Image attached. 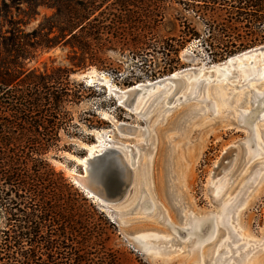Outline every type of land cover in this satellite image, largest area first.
Segmentation results:
<instances>
[{"label":"rangeland","instance_id":"374dc122","mask_svg":"<svg viewBox=\"0 0 264 264\" xmlns=\"http://www.w3.org/2000/svg\"><path fill=\"white\" fill-rule=\"evenodd\" d=\"M193 4L203 2L104 0L89 19L153 26L143 53L135 55L129 42L124 45L110 32L96 58L56 43L31 49L25 60L26 67L39 71L72 68L69 79L83 83L77 89L84 98L69 107L72 126L60 131V150L46 159L81 192L85 199L75 206L104 226L122 264H264V107L252 102L254 92L264 90V79L242 83L238 72L229 78L232 83L216 79V66L248 48L223 57L211 53ZM54 12L24 0H0V30L12 21L29 33ZM86 12L80 9L72 17L82 19ZM187 25L202 35L184 41L178 30ZM260 45L264 42L249 48ZM199 68L214 71L203 85L209 74L199 79ZM182 71L183 81L173 79L166 99L163 90L170 84L157 85L150 95L140 90L120 103L118 91ZM96 144L102 149L91 156L92 172L84 176L86 163L79 161ZM119 156L132 161L129 169ZM106 167L109 178L131 189L123 198L115 199V189L104 185ZM75 180L98 199L87 197Z\"/></svg>","mask_w":264,"mask_h":264},{"label":"trees","instance_id":"16d2710c","mask_svg":"<svg viewBox=\"0 0 264 264\" xmlns=\"http://www.w3.org/2000/svg\"><path fill=\"white\" fill-rule=\"evenodd\" d=\"M190 1L203 2L191 8L203 23V42L215 56L264 42V0ZM24 2L55 12L29 33L12 21L0 30V264H122L119 252L108 245L104 226L75 206L77 199H85L81 192L46 159L60 150V131L72 126L69 107L84 98L77 89L83 83L69 79L72 68L39 71L26 67L25 60L31 49L56 43L96 58L110 32L124 45L129 42L136 55L149 47L153 26L89 19L104 0ZM80 9L87 16L73 18ZM178 33L184 41L202 35L190 25Z\"/></svg>","mask_w":264,"mask_h":264},{"label":"bare ground","instance_id":"6f19581e","mask_svg":"<svg viewBox=\"0 0 264 264\" xmlns=\"http://www.w3.org/2000/svg\"><path fill=\"white\" fill-rule=\"evenodd\" d=\"M254 48L255 49H251L250 51L244 52L241 55H237L235 57H229V58L225 59L221 64L216 66V69H215L216 70L215 71L216 79L219 78L218 80L228 81L229 78H231V76L234 73H237V72L239 73V78L242 81V83L244 81H246L247 79H249V78H252V80H255V81H259V80L264 79V48H261L259 46L254 47ZM256 64H258V65H256ZM197 71L201 72V75H200L199 79H201V76H205L206 73L209 74L207 77H204V79H202V85H203V82L209 80V78L214 73V71H212V70L203 71L200 68L197 69ZM183 74H184V71L178 72V73H174V74H171V76L162 78V79L154 81L152 83L146 82L144 84L136 85V86H134L132 88L136 87L138 89L137 93L140 90L141 91L148 90V91H150L149 92V95H150L151 93L154 94V93H156L159 90L158 88H155L157 85L170 84L167 87L164 86L165 89L163 90V96L162 97L164 99H166L168 97L169 93H171V90L173 88V83H172L173 79H176V78H179V77L182 79V75ZM183 77H185V76H183ZM234 80L235 79H232V81H234ZM182 81H183V79H182ZM228 82L232 83L231 81H228ZM242 85L246 86V84H242ZM132 88H129V89L124 90V91H118V95H119V97H121L120 98V103L124 102V100L126 98V93ZM162 97H160V98H162ZM252 102L253 103L257 102L260 107H264V90L261 91V92H257V91L254 92L253 98H252ZM136 115L142 116L143 114L141 115V113L137 112ZM100 147L101 146L97 145V144L96 145H92L90 147V151L88 150L89 151L88 156H84L83 158L81 157L80 161L78 160L79 162H82L83 164L86 163L85 175L84 176H86L87 172H88L87 171L88 160L95 157V156L94 157H91V156L99 153V151L102 149ZM94 152H95V154H94ZM124 158H125V160L128 163L127 156H124ZM128 164L131 165L132 161H130V163H128ZM74 182H75L76 185H78V186H80L82 188L83 192H85L87 197L98 199V195L96 193H94L93 191H91L90 189L86 188V186L84 184H80L77 180H75ZM224 207L225 206L223 204L221 211L217 214L218 222L223 220V217H224L223 215L224 214H222V212L226 208V207L225 208ZM190 216H192V215L190 214ZM192 225H193L192 229H194V230L192 232H190V230H186L187 233L190 232V233L193 234L194 232H196V224L192 223ZM185 226H186V224H185ZM212 229L214 231V225H213Z\"/></svg>","mask_w":264,"mask_h":264},{"label":"water","instance_id":"95a60500","mask_svg":"<svg viewBox=\"0 0 264 264\" xmlns=\"http://www.w3.org/2000/svg\"><path fill=\"white\" fill-rule=\"evenodd\" d=\"M259 47H261V48H264V45H260ZM251 49H255L254 47H252V48H248V49H246V50H244V51H241V52H239V53H237V54H234L233 56H230V57H235V56H237V55H241V54H243L244 52H248V51H250ZM229 58V57H228ZM137 91H138V89L135 87V88H132V89H130L127 93H126V97L127 96H133V98H134V96H135V94L137 93ZM119 158L121 159L120 161H122V164L124 165V167L125 168H127V169H129V164L127 163V161L125 160V158L124 157H122V156H119ZM94 161V158H91V159H89L88 160V166H87V171H88V173H91L92 172V168H91V166H92V164H91V162H93ZM115 161H117V158H115ZM118 162V161H117ZM109 170L110 169H108L107 167L106 168H104L102 171H101V178H102V180H103V183H104V185L106 186V187H108L109 189L111 188H113V189H115V199H121V198H123L124 197V195H125V193H126V190H128V186L126 185V186H124V188H121L122 186L120 185V184H118L116 181H115V179H111V177L109 178V175H110V173H109ZM86 186V185H85ZM86 188H88V189H90L91 190V188L90 187H88V186H86ZM128 191H131V189H129ZM94 192V191H93ZM113 195V194H112Z\"/></svg>","mask_w":264,"mask_h":264}]
</instances>
